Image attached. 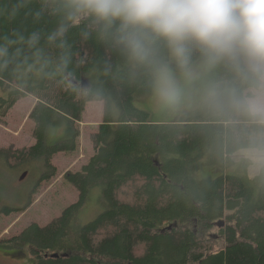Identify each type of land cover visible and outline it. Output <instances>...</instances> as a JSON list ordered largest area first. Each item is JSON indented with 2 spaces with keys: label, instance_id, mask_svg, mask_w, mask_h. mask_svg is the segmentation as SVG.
<instances>
[{
  "label": "trees",
  "instance_id": "trees-1",
  "mask_svg": "<svg viewBox=\"0 0 264 264\" xmlns=\"http://www.w3.org/2000/svg\"><path fill=\"white\" fill-rule=\"evenodd\" d=\"M26 11L15 20L0 19V37L40 34L36 48L18 42L9 47L6 63L0 61V121L18 101L33 97L34 142L12 153L3 150L0 157L41 160L38 182H46L58 172L52 157L76 151L86 105L100 102L103 109L90 136L92 155L79 170L62 175L76 190V201L44 226L29 224L9 244L26 249L33 264H264V170L250 177L251 166L219 150L213 126L195 110L152 122L134 105L150 94L147 87L126 78L125 62L114 50L84 35L87 20L70 26L62 38L70 75L46 74L62 52L59 42L48 41L61 16L41 10L40 0ZM37 52L49 62L43 72ZM88 88L99 94L84 95L81 90ZM125 188L129 199L122 201L118 195ZM92 190L103 210L83 224L79 214ZM1 211L10 215L17 209ZM215 225L224 246L212 252L204 234Z\"/></svg>",
  "mask_w": 264,
  "mask_h": 264
},
{
  "label": "clouds",
  "instance_id": "clouds-1",
  "mask_svg": "<svg viewBox=\"0 0 264 264\" xmlns=\"http://www.w3.org/2000/svg\"><path fill=\"white\" fill-rule=\"evenodd\" d=\"M33 0H0V19L15 20ZM61 16L49 36L61 55L50 75L69 76L62 38L73 24L123 58L125 76L143 82L155 109L175 115L195 110L213 126V140L240 162L264 170V0H40ZM41 11L35 12L39 18ZM38 32L0 37V61L9 47L36 48ZM19 53V49H17ZM40 71L48 66L37 52ZM105 73H110L106 66ZM71 84V79L67 80ZM78 87V86H74ZM84 95L96 94L91 88Z\"/></svg>",
  "mask_w": 264,
  "mask_h": 264
},
{
  "label": "rangeland",
  "instance_id": "rangeland-1",
  "mask_svg": "<svg viewBox=\"0 0 264 264\" xmlns=\"http://www.w3.org/2000/svg\"><path fill=\"white\" fill-rule=\"evenodd\" d=\"M35 99L27 96L18 101L6 117L0 121V152L9 149L24 148L33 144V123L29 120V112ZM134 105L150 114L152 122H170L180 114L169 115L158 112L152 102L150 94L137 98ZM102 103L92 102L86 105L79 124V138L76 151L69 154L60 153L52 157L57 167V174L46 182H38L42 170V161H25L16 163L12 159L0 157V264H33L32 257L26 249L19 250L14 244H9L11 238L18 235L31 223L39 226L48 224L60 215L65 206L74 203L77 199L76 190L62 179L66 171L79 170L93 153L90 141L102 118ZM185 112V111H184ZM59 136L49 139L54 142ZM23 173L25 177L20 180ZM257 170L250 167L248 174L255 175ZM129 190L126 188L118 197L122 201L129 199ZM98 191L92 190L89 201L79 214V220L85 224L95 218L103 208L99 202ZM3 207L17 209L10 215L2 213ZM219 227L215 225L204 234L206 245L212 252L223 248L224 241L219 236Z\"/></svg>",
  "mask_w": 264,
  "mask_h": 264
},
{
  "label": "water",
  "instance_id": "water-1",
  "mask_svg": "<svg viewBox=\"0 0 264 264\" xmlns=\"http://www.w3.org/2000/svg\"><path fill=\"white\" fill-rule=\"evenodd\" d=\"M26 173H23L20 177V180H22L25 177Z\"/></svg>",
  "mask_w": 264,
  "mask_h": 264
}]
</instances>
